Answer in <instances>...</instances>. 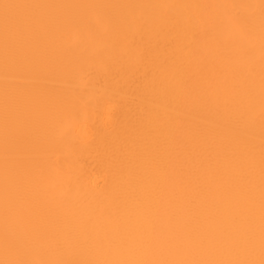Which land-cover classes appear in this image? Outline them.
Returning a JSON list of instances; mask_svg holds the SVG:
<instances>
[{
	"label": "snow or ice",
	"instance_id": "obj_1",
	"mask_svg": "<svg viewBox=\"0 0 264 264\" xmlns=\"http://www.w3.org/2000/svg\"><path fill=\"white\" fill-rule=\"evenodd\" d=\"M0 264H264V0H0Z\"/></svg>",
	"mask_w": 264,
	"mask_h": 264
},
{
	"label": "bare ground",
	"instance_id": "obj_2",
	"mask_svg": "<svg viewBox=\"0 0 264 264\" xmlns=\"http://www.w3.org/2000/svg\"><path fill=\"white\" fill-rule=\"evenodd\" d=\"M37 2H67V3H210L218 2V0H37ZM258 2V0H256ZM123 116V113H122ZM88 167L94 169L97 166L98 157L96 154L88 156ZM93 179L99 181L102 186L105 182L103 173L93 171Z\"/></svg>",
	"mask_w": 264,
	"mask_h": 264
}]
</instances>
